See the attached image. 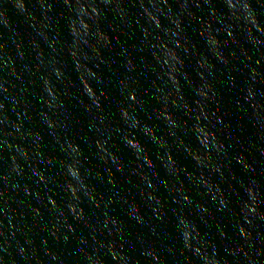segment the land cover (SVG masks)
Listing matches in <instances>:
<instances>
[{"label": "clouds", "instance_id": "obj_1", "mask_svg": "<svg viewBox=\"0 0 264 264\" xmlns=\"http://www.w3.org/2000/svg\"><path fill=\"white\" fill-rule=\"evenodd\" d=\"M0 264H264V0H0Z\"/></svg>", "mask_w": 264, "mask_h": 264}, {"label": "water", "instance_id": "obj_2", "mask_svg": "<svg viewBox=\"0 0 264 264\" xmlns=\"http://www.w3.org/2000/svg\"><path fill=\"white\" fill-rule=\"evenodd\" d=\"M225 104H227V99L225 100Z\"/></svg>", "mask_w": 264, "mask_h": 264}]
</instances>
